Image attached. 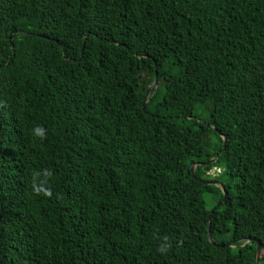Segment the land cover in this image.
I'll use <instances>...</instances> for the list:
<instances>
[{
  "label": "trees",
  "instance_id": "trees-1",
  "mask_svg": "<svg viewBox=\"0 0 264 264\" xmlns=\"http://www.w3.org/2000/svg\"><path fill=\"white\" fill-rule=\"evenodd\" d=\"M0 264H264V0H0Z\"/></svg>",
  "mask_w": 264,
  "mask_h": 264
},
{
  "label": "water",
  "instance_id": "water-1",
  "mask_svg": "<svg viewBox=\"0 0 264 264\" xmlns=\"http://www.w3.org/2000/svg\"><path fill=\"white\" fill-rule=\"evenodd\" d=\"M157 86H158V76H157V73H156V78H155L154 85H153V86L147 91V94H146V100H145L144 103H143V109H144V111H145L146 113H147V110H146L147 99H148V97L150 96L151 92H152ZM224 139H225V138H224ZM217 158H218V156H217L215 159L209 161L206 165H210V164H212V163H215V162L217 161ZM199 165H202V166H203L204 164H199ZM196 166H197V165H196ZM196 166H193V168H192V172H193V177H194V178H196V176H195V174H194ZM199 181H200L201 183L205 184V185H209V186H218V183L215 182V181H203V180H199ZM223 192H224V196H225V197H224L223 202L220 203V204L218 205V207H221V206L227 201V192H226L225 189H223ZM213 213H214V211L212 212V214H213ZM210 240H211V242H212L213 245L218 246V245L215 243V241H214V239H213L211 233H210ZM252 242H256L257 245H258V246H257L256 255H255V260L258 261V260L260 259V255H261V251H262V244H261L260 241H256L255 239H249V240H248V243H252Z\"/></svg>",
  "mask_w": 264,
  "mask_h": 264
},
{
  "label": "rangeland",
  "instance_id": "rangeland-1",
  "mask_svg": "<svg viewBox=\"0 0 264 264\" xmlns=\"http://www.w3.org/2000/svg\"><path fill=\"white\" fill-rule=\"evenodd\" d=\"M149 79H150L149 76H143V88L145 91H148L154 85V83L153 84L148 83ZM214 173L216 174V172ZM208 207L209 209H211L213 207V203L209 202Z\"/></svg>",
  "mask_w": 264,
  "mask_h": 264
},
{
  "label": "built area",
  "instance_id": "built-area-1",
  "mask_svg": "<svg viewBox=\"0 0 264 264\" xmlns=\"http://www.w3.org/2000/svg\"><path fill=\"white\" fill-rule=\"evenodd\" d=\"M214 172H216V174ZM220 173H221V170L218 168H215L214 170L208 172L207 174H208V176L214 178V177L218 176Z\"/></svg>",
  "mask_w": 264,
  "mask_h": 264
}]
</instances>
